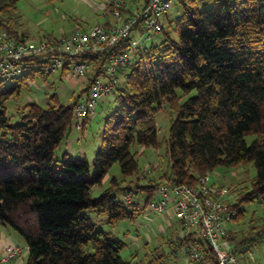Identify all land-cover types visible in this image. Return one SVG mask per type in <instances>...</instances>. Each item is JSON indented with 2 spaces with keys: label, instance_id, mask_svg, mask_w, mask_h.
Returning a JSON list of instances; mask_svg holds the SVG:
<instances>
[{
  "label": "trees",
  "instance_id": "16d2710c",
  "mask_svg": "<svg viewBox=\"0 0 264 264\" xmlns=\"http://www.w3.org/2000/svg\"><path fill=\"white\" fill-rule=\"evenodd\" d=\"M17 1L0 0V32L28 40L16 22ZM181 2V14L166 20L162 38L138 45L133 63L122 69L91 161L57 151L70 136L74 106L92 75L68 101L59 94L60 82H50L54 90L46 103H25L18 118L9 101L54 74L45 73L49 60L29 57L23 72L0 77V222L21 236L25 264H176L180 253L187 264L186 240L173 232L146 245L143 258L125 259L127 242L98 229L84 210L98 209L111 224L136 221L146 206L126 202L130 191L152 197L162 182L192 184L220 166L251 163L256 170L250 185L227 201L236 211L228 225L245 216L248 203L264 202V0H219L207 7ZM132 39L110 46L101 58L125 51ZM98 55L91 57L95 70ZM163 110L172 118L161 138L157 118ZM135 145H165L167 172L159 180L118 186L110 175V185L94 195L114 164L124 180L138 173ZM256 235L238 242L245 253L264 236V225ZM203 260L199 264H217L211 250Z\"/></svg>",
  "mask_w": 264,
  "mask_h": 264
},
{
  "label": "built area",
  "instance_id": "2783aa9c",
  "mask_svg": "<svg viewBox=\"0 0 264 264\" xmlns=\"http://www.w3.org/2000/svg\"><path fill=\"white\" fill-rule=\"evenodd\" d=\"M174 5L175 0H106L102 14L109 16L107 22L87 28L78 25L60 36L48 35L38 42L1 31L0 77L23 72L26 59L40 55L49 60L45 73L66 70L77 81H84L80 88L86 86L92 75V84L77 99L71 120L73 129L82 130L86 118L96 115L98 106L114 96L122 69L134 61L136 47L162 36L166 17ZM131 36L133 39L125 51L101 58L100 54L107 48ZM97 53L100 61L95 70L91 57ZM213 183L211 175L206 173L192 184H163L152 197L130 191L125 200L145 205L149 212L162 213L171 207L182 225L180 236L186 240L187 264H199L208 250L215 255L217 264H245L243 258L250 250L245 253L243 247H236L228 232V224L236 214L227 204L233 193L229 187H217ZM22 249L19 244H8L3 261H13ZM251 257L254 258L252 254L248 258Z\"/></svg>",
  "mask_w": 264,
  "mask_h": 264
},
{
  "label": "rangeland",
  "instance_id": "374dc122",
  "mask_svg": "<svg viewBox=\"0 0 264 264\" xmlns=\"http://www.w3.org/2000/svg\"><path fill=\"white\" fill-rule=\"evenodd\" d=\"M102 1L105 2L106 0H18V11L15 15L16 22L19 30L28 34L30 40L38 42L48 35L60 36L64 32L71 31L78 25L87 28L98 22L104 23L105 19L100 17L103 10L98 6ZM181 1L182 0H175V5L173 7V12H175L174 17L180 15L182 12ZM185 1L188 2V0ZM218 1L219 0H208V2L204 3L201 2V0H198L201 7L211 6ZM60 73L61 71L57 70L49 77V79L39 78L31 83L29 89L23 90L21 99L9 101V110L15 114L16 118H18L17 113L25 103L31 102V100L36 98L39 100L44 99V101H46L50 91L54 90L53 87L50 86V82H60V85H64V82L66 81L68 82V76L64 75L62 78ZM124 80L123 77L121 81L124 82ZM11 82V79L6 80L7 84H10ZM44 87L48 90H45ZM39 89H44V98L36 97L38 93L37 90ZM78 91L79 90H77V92ZM70 99L71 97H68L66 100L68 101ZM112 102L114 101L112 100L111 103ZM99 109L100 105L98 106V113L96 115L86 118L82 130H75L73 127L71 129L73 130L71 133L73 138H79L81 132L86 133V136L82 137V143L85 145V149L87 150L86 156L90 161L93 158L92 153L97 150L102 138L101 129L103 117H100L102 115ZM171 118V111L163 110L159 113L157 124L159 126V136L161 138L167 135ZM74 134L78 135L75 136ZM62 147L63 145L58 149V155H61L64 151ZM135 150H138V161L140 165L138 173L131 177H127L126 180H124L125 178L121 175L119 166L114 164L110 170V174L104 180V185L94 187V195H98L101 190L110 185V175L117 176L118 186L127 185L130 183L129 180L133 179L143 183L149 179L159 180L161 176L167 172L168 159L165 145H162L157 149L154 147L143 148L139 145H135L133 146V151ZM78 156L80 155H76V157ZM255 172V167H253L251 163L240 164L236 167L220 166L212 172L211 178L213 182H217V185L224 184L230 189L232 188V190L236 189V191H230L233 193V198H237L239 193L238 189L249 186ZM163 184L168 185L165 182H162L161 185ZM246 206L248 211L245 216L243 218H238L234 221L235 223L228 225L229 235L238 248L243 246L238 242L247 236H257L256 232L261 229L262 225H264V202L255 201L248 203ZM170 209L171 207L165 209L162 213L157 211L149 212L146 209L138 220H122L116 224L107 222V216L101 213L98 209H85L84 212L92 218L98 229L110 232L114 237L125 240L127 246L122 250V255L125 259L132 260L134 258H143L146 251V245H149V247L152 248L155 244H160V238L165 234L169 236L170 232H173L174 235L176 233H181L183 230L181 222H178L176 214ZM2 225L4 226V224ZM4 227L9 229L20 239L21 236L12 230L13 228L8 225ZM258 239L259 240L256 241L255 245H253L252 249L247 254V257H250L252 254L254 259L249 260L252 257L247 258L244 253L245 257L243 256V260L245 264H264V236ZM7 246L8 244L3 247L1 251V263H5L3 261V258H5L3 253H5V248ZM166 248L167 246H165V249ZM24 250L22 249L13 261L20 257L23 252L25 253ZM176 264H184L183 254L180 253Z\"/></svg>",
  "mask_w": 264,
  "mask_h": 264
},
{
  "label": "crops",
  "instance_id": "0c3cea01",
  "mask_svg": "<svg viewBox=\"0 0 264 264\" xmlns=\"http://www.w3.org/2000/svg\"><path fill=\"white\" fill-rule=\"evenodd\" d=\"M201 2H208V0H201ZM103 1L100 3V5H98L99 7H103ZM182 4V2H181ZM174 14L175 12H172L167 16L166 20H171L174 19ZM181 14V13H180ZM99 16V15H98ZM103 19H105V22H107L109 20V16H106L104 14H101V16ZM104 22V23H105ZM166 24V23H165ZM162 38V36H159L157 41L160 40ZM65 75L68 76V82H64V85H60L59 86V94L64 98L67 99L68 97L71 96V94L74 91H77L80 89V87L82 86V84H84V81H77L76 79H74L73 77H71L70 75L66 74ZM46 88V87H45ZM45 90H48L47 88ZM37 95L36 97H42L44 98V89H39L37 90ZM47 92V91H45ZM31 101H37L39 103H46V101L43 100H39L38 98L31 100ZM111 101L112 99H108L106 101H104V103L100 104V109L99 111H101V115L100 117H103L104 114L109 110V108L111 107ZM106 105V106H105ZM88 125V124H87ZM73 131V130H72ZM71 131V133H72ZM68 137V139L66 141H64L63 145V152H67L70 153L71 155H80V156H86L87 150L85 149V145L84 143H82V137L86 136V133H82L81 132V136L75 137L73 138V136L71 135ZM83 134V135H82ZM75 136H77L78 134H74ZM93 156L95 154V152L92 153ZM92 156V157H93ZM172 224V223H171ZM9 243H15V244H20L22 245L23 242L16 236L14 235V233H12L9 229H7L6 227H4L1 223H0V254L1 251L3 249V247H5L7 244ZM25 257H26V253H23L20 257H18L15 261H13V263L11 264H25ZM0 264H6V263H1Z\"/></svg>",
  "mask_w": 264,
  "mask_h": 264
}]
</instances>
